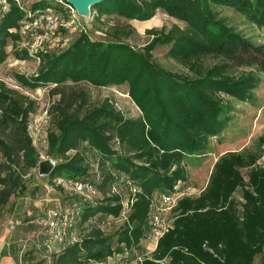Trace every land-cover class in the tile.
I'll use <instances>...</instances> for the list:
<instances>
[{
  "label": "trees",
  "instance_id": "1",
  "mask_svg": "<svg viewBox=\"0 0 264 264\" xmlns=\"http://www.w3.org/2000/svg\"><path fill=\"white\" fill-rule=\"evenodd\" d=\"M3 1L8 9L0 16V65L8 47L20 40L26 17L17 0H0V7ZM54 1L60 2L38 0L28 7L57 8ZM217 6L232 7L264 26V0H102L91 6L94 20L116 15L146 21L163 9L186 26L148 30L152 40L141 49L127 41L130 26H108L105 33L111 38L106 40L82 32L63 50H40L34 74L14 73L22 86L55 85L51 91L59 95L50 109L53 128L47 134L48 153L58 160L50 179L94 182L103 196L85 205L81 241L54 255V264H108L110 257L126 252L132 257L136 248L143 250L156 197L183 189L189 182L188 166L208 152L211 137L226 127L230 106L221 94L240 101L253 98L264 72V47L219 18ZM159 45H170V55L187 72L155 62L153 51ZM207 55L221 61L207 66L202 58ZM242 65L252 69L231 72L232 66ZM126 83L141 115L126 116L108 98L85 107L88 91L82 84ZM36 108L35 99L0 80V210L21 186V164L31 169L39 163L29 131ZM86 150L99 153V170L93 175ZM257 159L238 152L222 155L200 194L178 200L173 226L143 264H254L264 250V165L256 164ZM242 168H247V178ZM127 180L137 189L130 196L128 222L106 234L95 219L121 212L123 195L112 189ZM238 189L242 200L234 196Z\"/></svg>",
  "mask_w": 264,
  "mask_h": 264
},
{
  "label": "rangeland",
  "instance_id": "2",
  "mask_svg": "<svg viewBox=\"0 0 264 264\" xmlns=\"http://www.w3.org/2000/svg\"><path fill=\"white\" fill-rule=\"evenodd\" d=\"M34 1L38 0H29L28 5L30 6ZM54 4L57 5L58 10L63 12L65 24L55 29L44 44L46 48L55 51L68 47L82 32L88 33L92 39H110L111 36L105 33L110 25L124 26L125 29H128V26L133 28V33L127 41L137 49L143 48L152 40V35L148 33L150 29L159 30L164 26L170 28L173 24L186 26L184 21L168 15L163 9H158L155 16L146 21L128 20L116 15H105L101 20H94L92 10L88 15H80L77 11H71L66 3L54 1ZM216 10L219 18L231 28L244 35L253 44L264 47V26L250 22L232 7L217 6ZM32 42L33 39H25L21 36L16 44L8 47V57L0 65V80L37 101L36 111L30 118L29 131L39 153V163L42 160L52 159L56 164L58 160L48 153L47 141L48 131L53 128L50 109L59 99V95H54L51 91L55 85H43L32 89L22 86L14 78L15 72L30 76L37 71L39 62L29 52ZM169 47L170 45L157 46L153 51L154 61L175 72H187V68L170 55ZM202 58L207 66L221 61L220 57L214 55ZM250 69L252 68L247 65L232 66L231 72L237 74ZM260 75L262 81L253 91V98L250 101H240L221 94L224 102L230 106V119L221 133L211 137L208 152L195 158V162L188 166L190 177L184 189H187L193 196L200 194L206 187L215 162L224 154L238 152L247 156L253 155L258 157L256 164L264 165V72ZM82 87L88 91L86 108L99 105L108 98L126 116L141 115L140 108L129 94L130 88L127 83L107 87L82 84ZM85 152L89 158V168L92 169L89 173L93 175L97 171L99 153L92 150ZM72 153L73 151L70 152ZM3 161L0 152V165ZM39 163L37 167L31 169L21 164L19 167L20 174H22L21 186L0 210V239H5L4 246L13 255L16 264H54V255L47 253L43 246L46 213L78 197L68 181L79 178L51 180L49 174L40 173ZM241 172L247 178V168H242ZM132 185L127 180L122 187L118 186L117 189L124 197H127L131 194ZM234 196L242 200V190L238 189ZM102 197L101 195V199ZM114 230V228L108 230L107 234H113ZM78 231L81 235L84 234L82 226L78 227ZM146 242L143 247L147 245ZM147 246L152 249L153 244L148 243ZM141 250L142 247L136 248L135 251ZM121 257L118 255L111 258L109 264H121L119 262ZM263 261L264 250L255 257L254 264H261Z\"/></svg>",
  "mask_w": 264,
  "mask_h": 264
},
{
  "label": "built area",
  "instance_id": "3",
  "mask_svg": "<svg viewBox=\"0 0 264 264\" xmlns=\"http://www.w3.org/2000/svg\"><path fill=\"white\" fill-rule=\"evenodd\" d=\"M20 7L26 12V17L19 27L21 36L33 39L29 52L33 58L39 62L38 52L48 49L45 47V42L49 36L59 26L65 24L64 14L58 8H47L44 10H32L28 7L29 0H17ZM4 2V1H3ZM61 3L63 0H60ZM4 2L3 7H0L1 14L8 9V5ZM71 11L75 12V8L66 3ZM98 159L96 170L98 171ZM99 176V173H97ZM99 179V177H98ZM62 180V179H61ZM68 184L77 193L78 197L67 203H63L58 207L48 210L44 220L43 234L45 236L43 246L47 253L57 255L66 248L78 243L82 239V235L78 231L79 222L82 218L85 205L97 203L101 199V192L94 182L83 181L79 179L69 180ZM118 186H114L113 193L121 195ZM131 194L136 192V186H131ZM131 194L127 197L123 196V208L118 215H105L100 219H95L96 225L101 227L107 234V231L114 228L121 229L126 222L130 213L132 200ZM184 195H192L187 189H181L174 193H160L154 202V209L150 218V229L143 240L152 243V249L144 246L142 251H135L132 257H128L129 253L121 254V264H143V259L149 255L157 246L158 239L163 236L173 226V210L176 207L178 200ZM99 199V200H98ZM42 244V243H41ZM111 258L108 260V264Z\"/></svg>",
  "mask_w": 264,
  "mask_h": 264
},
{
  "label": "water",
  "instance_id": "4",
  "mask_svg": "<svg viewBox=\"0 0 264 264\" xmlns=\"http://www.w3.org/2000/svg\"><path fill=\"white\" fill-rule=\"evenodd\" d=\"M69 4H71L75 10L80 15H88L91 10V6L101 2L102 0H66ZM40 173L42 174H50L52 169L55 166V163L52 159L42 160L39 163Z\"/></svg>",
  "mask_w": 264,
  "mask_h": 264
},
{
  "label": "crops",
  "instance_id": "5",
  "mask_svg": "<svg viewBox=\"0 0 264 264\" xmlns=\"http://www.w3.org/2000/svg\"><path fill=\"white\" fill-rule=\"evenodd\" d=\"M4 240L0 239V264H16L13 255L4 246Z\"/></svg>",
  "mask_w": 264,
  "mask_h": 264
}]
</instances>
